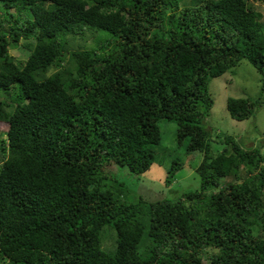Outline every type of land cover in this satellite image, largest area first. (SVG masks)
<instances>
[{
  "label": "trees",
  "instance_id": "16d2710c",
  "mask_svg": "<svg viewBox=\"0 0 264 264\" xmlns=\"http://www.w3.org/2000/svg\"><path fill=\"white\" fill-rule=\"evenodd\" d=\"M0 10L10 97L0 100V264H264V138L218 134L213 155L204 126L209 79L242 59L264 92L251 0H0ZM19 42L25 59L9 52ZM259 106L226 102L235 120ZM161 120L176 123L187 153L205 152L199 188L132 199L127 178L152 165ZM181 167L172 160L166 186Z\"/></svg>",
  "mask_w": 264,
  "mask_h": 264
},
{
  "label": "rangeland",
  "instance_id": "374dc122",
  "mask_svg": "<svg viewBox=\"0 0 264 264\" xmlns=\"http://www.w3.org/2000/svg\"><path fill=\"white\" fill-rule=\"evenodd\" d=\"M251 5L262 12V21L264 22V0H251ZM10 12H14V8H11ZM81 42L83 41H74L71 45L78 47ZM84 44L86 47L96 46L90 33H88ZM9 52L15 59H25L28 56V51L23 48L22 42H19V46L10 49ZM208 91L213 99V104L204 126L211 131L210 149L212 154L219 152L222 145L225 146L220 142L221 138L217 137L218 134L230 135L239 142L248 140L247 146L259 145L264 138V92L261 93L260 74L255 67L248 60L242 59L235 68L220 76L210 78ZM229 97L258 99L262 102V106L257 107L249 118L235 120L231 118L226 108ZM7 98L10 99L6 93L0 92V100H6ZM6 126V123H0L1 131H5ZM159 127L161 142L159 145L154 146L152 165L146 172L138 175L137 178H133L134 183L132 179L127 178V182L131 183L133 189L130 194L132 199L139 194L146 198L155 195L157 198L169 197L175 199L181 196L183 191L199 188L200 178L196 168L207 160L205 152L187 153L185 147L188 140H184L182 144H178L175 140L176 123L161 120L159 121ZM175 158L180 160L182 167L176 172L171 184L166 186L164 178L172 160ZM106 234L104 245L110 248L113 245V235L110 231ZM203 260L206 261L207 257L203 256Z\"/></svg>",
  "mask_w": 264,
  "mask_h": 264
}]
</instances>
